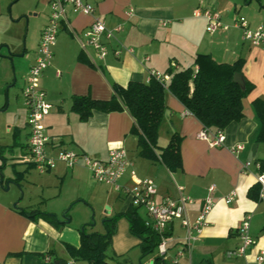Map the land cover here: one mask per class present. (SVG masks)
<instances>
[{
	"label": "crops",
	"instance_id": "obj_1",
	"mask_svg": "<svg viewBox=\"0 0 264 264\" xmlns=\"http://www.w3.org/2000/svg\"><path fill=\"white\" fill-rule=\"evenodd\" d=\"M16 1L0 0V53L10 58L21 54L22 59L16 61L13 71L20 75L24 84L37 55L40 32L49 19L50 0H29L20 5ZM82 1L94 6L95 14L108 28L119 26L120 29L113 39L105 41V57L96 60L94 50L81 48L74 36L83 33L92 22V16L66 7L67 23H60L50 64L37 79L51 104L42 124L49 136L58 138L49 153L55 155L62 147L91 158L106 159L110 149L122 147L130 163L118 185L132 188L148 179L156 185V201L166 195L176 198L177 186H180L183 194L193 198V203L187 206L191 220L196 217L202 200L211 196L215 203L190 249L180 244L185 231L179 220L168 225L167 252L165 258L161 257L165 264H256V257L264 251V199L258 194L256 198L250 197L248 190L258 184V162L264 159V142H257L254 154L251 151L258 129L252 101L264 99V44L251 45L237 27L218 28L209 33L205 30L206 19L200 12L204 8L216 11L226 24L243 16L250 28L264 27V0ZM19 16L21 19L28 16L29 22L22 52L18 42L21 24L16 23ZM197 54H209L215 61L227 63L241 58V71L253 87L241 98L243 117L223 129L222 144L211 145L198 133L205 131L211 135L215 131L202 127L166 89L167 81L157 144L164 147L173 133L180 136V165L174 170H169L160 160L159 148L153 149L151 155L140 152L137 137L132 132L133 118L126 109L93 110L84 121L71 110L74 96L109 100L113 96V84L126 86L130 81L147 82L150 70L164 73L168 69L177 71L189 66L195 69L193 61ZM9 61L6 57L0 59V96L2 91L6 95L4 102H0V111L6 110L12 115L8 126L10 144L7 145L16 141L13 149L20 150L19 157L27 151L29 130L22 96V101L12 107L13 100L6 89L12 77ZM235 144H242L243 148L232 153L230 147ZM246 161L250 166L242 171L241 166ZM16 162L20 164L16 170L24 171L19 187L12 182L14 176L11 168H7V160L2 173L6 171L3 177L9 182L5 186L3 180L0 181V264H85L71 259L64 243L78 246L81 228L87 233H103L102 220L125 211L129 198L110 185L96 182L81 160L72 168L57 162L54 168L43 173L20 159ZM211 186L213 190H209ZM18 189L22 190L19 202ZM231 192H234L233 200L225 203L224 197ZM105 204L108 207L103 212ZM14 205L25 210L39 209L53 216L55 223L45 217L25 216ZM137 210L144 220L145 209L137 207ZM91 211L94 217H99V220L93 218V225L89 223ZM246 213L251 217L253 244L245 255L228 257L226 253L240 244L236 227ZM140 242V238L130 232L127 219L119 216L107 253L121 258L122 264H153L154 258L159 256L157 248L143 254ZM179 250L182 255L178 257ZM175 258L177 263H174ZM110 259L108 257V261Z\"/></svg>",
	"mask_w": 264,
	"mask_h": 264
},
{
	"label": "built area",
	"instance_id": "obj_2",
	"mask_svg": "<svg viewBox=\"0 0 264 264\" xmlns=\"http://www.w3.org/2000/svg\"><path fill=\"white\" fill-rule=\"evenodd\" d=\"M67 6H70L73 12H82L92 16V22L83 33L81 35L74 34V36L81 48L91 47L94 50L96 60L105 57L107 52L105 41L113 39L115 32L120 29L119 26L108 28L105 22L95 14V8L90 3L82 0L49 1V19L40 32L37 55L28 69L21 89V96L27 111L26 124L29 135L27 151L20 156V160L32 165L41 173L54 168L57 162H62L66 167L72 168L81 160L96 182L110 185L116 191L123 192L129 198V205L145 209L146 218L143 223L158 235L160 241L157 245V253L160 257L165 258L166 256L167 239L165 233L173 220H179L185 231L184 236L180 239V244L182 247L190 249L191 244L198 239L202 228L207 223V215L215 203L211 196H206L202 200L196 217L191 220L187 206L193 203V198L183 194L180 186H177L178 196L176 198L166 195L156 201L154 199L157 192L156 185L148 179L139 181L132 188H124L118 185V180L130 163L126 151L122 147L110 149L106 159L91 158L62 147L57 150L55 155L49 153L54 148V143L58 141V138L49 136L42 124L43 117L49 113L51 104L47 102L44 90L38 86L37 79L50 64L52 46L55 44L60 23H67ZM199 12L197 11V13ZM200 13L206 19L205 30L209 33L218 28L226 30L229 27H237L242 30L243 39L251 45L264 44V27L250 28L243 16H237L231 24H226L221 21L216 11L204 8ZM171 66L174 64L172 63ZM149 78H154L165 86L170 78V73L150 70ZM198 136L208 139L211 145H220L224 141L222 129L216 130L211 135L205 131H200ZM242 148V144H235L230 147V151L236 153ZM249 166V161L244 162L241 166L242 171H247ZM256 180L259 186V198L264 199V173H258ZM209 190H213V186L209 187ZM233 197L234 192L225 196V203H230ZM250 218V214L246 213L238 223L236 230L240 244L236 249L226 253L228 257L245 255L247 248L253 244V237L250 234ZM181 255L182 250H179L177 256ZM262 260H264V251H261V254L256 257V264H261ZM174 263H177L176 258Z\"/></svg>",
	"mask_w": 264,
	"mask_h": 264
},
{
	"label": "trees",
	"instance_id": "obj_3",
	"mask_svg": "<svg viewBox=\"0 0 264 264\" xmlns=\"http://www.w3.org/2000/svg\"><path fill=\"white\" fill-rule=\"evenodd\" d=\"M193 64L196 66L195 69L190 66L177 71L168 69L170 78L166 89L181 101L184 107L199 120L204 129L223 130L229 123L239 121L243 117L241 98L253 87L241 71L243 60L238 58L231 63L217 62L209 54H197ZM234 73L243 76L244 89L233 81ZM164 91L165 86L154 78H149L147 82L130 81L126 86L113 84V96L109 100L74 96L71 110L75 111L84 121L93 110L106 112L126 109L133 118L132 132L137 137L140 152L144 155H151L153 149L159 148L160 160L169 170H174L180 165L178 151L180 136L173 133L164 147H159L157 144L158 128L165 110ZM252 106L258 123L254 140L264 142V99H254ZM16 144L17 142L14 141L10 147L13 148ZM5 149V146L0 145V158L3 161L5 160L3 156ZM2 167L1 163L0 171ZM258 173H264V159L258 162ZM258 190L259 186L256 184L248 190V195L256 198ZM19 210L25 216L34 219L45 217L46 220L55 223L53 216L39 209L20 208ZM119 216L127 219L130 232L140 238L143 254L151 253L157 248L160 241L158 235L144 225L137 207L129 205L125 211L103 222V233L97 231L87 233L82 229L79 231L78 246L64 243L69 257L74 261H83L88 264H110L107 250L111 244V235L115 230L116 218ZM153 264H165V262L156 256Z\"/></svg>",
	"mask_w": 264,
	"mask_h": 264
},
{
	"label": "rangeland",
	"instance_id": "obj_4",
	"mask_svg": "<svg viewBox=\"0 0 264 264\" xmlns=\"http://www.w3.org/2000/svg\"><path fill=\"white\" fill-rule=\"evenodd\" d=\"M28 1L29 0H17L15 3L17 5H20L22 3L27 4V3H29ZM15 3H13V5ZM11 7H12V5H11ZM28 14H29V11H27V15ZM241 14H243V12H241ZM17 18H20V19L16 23H20L21 24V26L19 27L20 35L18 37V42H19V49L21 50L20 52H22V50L24 48L25 35H26L27 29H28V26H29V22H28V16L27 17H23L22 19H21L20 16L17 17ZM12 59H13V61H12ZM18 59H22V56H21L20 53L17 54L16 56H12L11 60L8 63V66H9V69L11 71L12 77H11V81L9 82V85L6 87V89L7 90L9 89V96L12 98L11 100H13L12 101V107H13L14 104L16 105V104H18V103H20L22 101V99H21V89H19V88L23 85V82L21 80L20 75H18L17 72L13 71V69L16 66L15 63H16V61H18ZM23 65L26 66V61L25 60H23ZM15 81H16V83H15ZM1 94L2 95L0 96V102H4L5 96H6L5 92L2 91ZM12 107L10 108L11 111L13 110ZM14 108L16 109V106ZM11 118H12V115L8 114V112L6 110L0 111V145H5V147H6V149L4 151V156L6 157V160L8 161V163H7V168L8 169L12 168L13 162L17 163L16 162L17 159H20V156L19 157L17 156L20 150L19 149H13V148L10 147V145H7V144H10L9 140H10L11 134L9 133V129H8L9 127L8 126L10 125L9 120H11ZM9 162H11V163H9ZM0 164H1V161H0ZM17 164L13 168L17 169L19 167V165H20V164H18V165ZM5 166H4V168H5ZM4 168L1 169L2 172H3ZM32 169H34L33 166H32ZM5 174H6V171H5L4 175H2V180H3L4 185L6 186L7 183L9 182V180L7 178L3 177V176H5ZM27 181H28V183L32 182L30 180H27ZM17 192H18L17 201L19 202L20 197L22 196V190L18 189ZM25 192H26L25 193L26 197H28L29 193H30L28 187H27V190ZM106 206L108 207V205L105 204L104 208L102 209L103 212L107 208ZM93 218L97 220L99 217H97V216L94 217V212L91 211L89 223L92 222ZM99 223H100V221L98 222V224ZM96 229H98V227H96ZM107 254H108V257L111 258L109 260L110 264H122L121 263L122 262L121 258L119 259L118 256H115V255H113L110 252H108ZM85 264H88V263L85 262ZM137 264H139V263L137 262Z\"/></svg>",
	"mask_w": 264,
	"mask_h": 264
},
{
	"label": "water",
	"instance_id": "obj_5",
	"mask_svg": "<svg viewBox=\"0 0 264 264\" xmlns=\"http://www.w3.org/2000/svg\"><path fill=\"white\" fill-rule=\"evenodd\" d=\"M9 7H10V5H9ZM23 17H26V16H23ZM8 55H9V54H8ZM4 57L9 58V60H11V58H10L9 56H5V55H3V54L0 53V59H1V58H4ZM233 81L236 82V83L240 86L241 89H244V78H243V76H242L241 74H239V73H234V74H233ZM2 146H5V145H2ZM256 146H257V142H255V143L252 144V146H251L252 154L255 153ZM13 148H14V147H13ZM3 156H4V155H3ZM4 158H5L4 161L0 158V161H1L2 165H3L2 168H4L5 163H6V157L4 156ZM13 166H14V163L12 164V168H11V170H12V174H13V176H14V178L12 179V182H13L16 186L19 187V181H20V179L23 178L24 171H17L15 168H13ZM2 175H3V173H2V170H1V171H0V178H1L0 181H2ZM19 176H20V177H19ZM17 179H18V180H17ZM14 207L17 208L16 205H14ZM105 220H107V218H104V219L102 220V223H103ZM90 225H93V222H92ZM80 230H82V228H81ZM157 257H160V256H157ZM160 258H161V257H160ZM161 259H162V258H161Z\"/></svg>",
	"mask_w": 264,
	"mask_h": 264
}]
</instances>
